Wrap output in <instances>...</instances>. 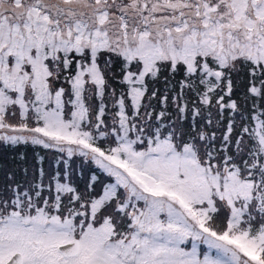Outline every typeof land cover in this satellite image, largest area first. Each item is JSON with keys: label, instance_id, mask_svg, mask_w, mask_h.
<instances>
[{"label": "snow or ice", "instance_id": "obj_1", "mask_svg": "<svg viewBox=\"0 0 264 264\" xmlns=\"http://www.w3.org/2000/svg\"><path fill=\"white\" fill-rule=\"evenodd\" d=\"M21 145L0 264H264V0H0Z\"/></svg>", "mask_w": 264, "mask_h": 264}, {"label": "trees", "instance_id": "obj_2", "mask_svg": "<svg viewBox=\"0 0 264 264\" xmlns=\"http://www.w3.org/2000/svg\"><path fill=\"white\" fill-rule=\"evenodd\" d=\"M162 87V86H161ZM26 154L27 165L31 166L33 164V149L30 146H17L15 149H11L6 146H0V179L3 178V170H12L17 171V178H22V174L18 171L21 167L24 166V162L19 160V154ZM45 168H48V163L46 162ZM29 171H32V168H29ZM87 175V170L85 171ZM79 180V177H75Z\"/></svg>", "mask_w": 264, "mask_h": 264}]
</instances>
